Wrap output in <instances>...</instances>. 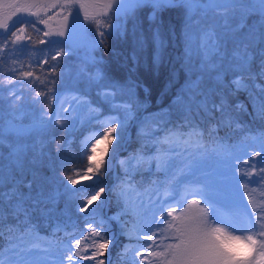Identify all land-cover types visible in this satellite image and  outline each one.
Instances as JSON below:
<instances>
[{"label":"snow or ice","instance_id":"6c2138e0","mask_svg":"<svg viewBox=\"0 0 264 264\" xmlns=\"http://www.w3.org/2000/svg\"><path fill=\"white\" fill-rule=\"evenodd\" d=\"M73 5H78V12L83 10L85 20L96 25L100 37L95 41L96 44H102L106 34L111 36L119 33L122 28L119 21L123 19L131 18L135 28L137 13L145 6L151 7L149 18L153 21H156L159 14L167 8H183L185 12L183 35L188 66L190 68L192 66L193 53H199L204 57L214 53L213 60L219 61V64H212L216 69V87L205 89L199 80H193L188 85L186 94L180 98L184 111L182 125L173 129L163 128L165 133L163 138L152 129L148 132L142 129V138L154 140L160 147L152 157L132 156L129 161H121L125 167V175L117 185L118 197L127 199L128 193L134 191L133 172L150 160L156 161L157 170L170 171L174 166L172 154L183 155L191 147L199 146L205 135L209 139L215 138L218 127L245 131L237 115L238 112L244 111V106L238 103L230 105L229 96L240 91L247 92L249 98L254 101V107L258 105L255 108L256 116L264 120V83H261L264 82V0H104L102 4L97 5H90L85 0H53L45 10L59 7L63 11ZM34 7H38L36 0L31 2L25 0L24 3L20 0H0V29L8 33V38L0 43V59L7 51L9 53L7 60L10 62V75L0 76V89H3L5 84L12 86L8 88V93L13 109L8 113L7 119L0 115V235L7 229L12 238L10 243L13 245L10 248L13 255L7 261L3 253H0V264H49L45 261H29L23 258L25 237L21 233L34 232L33 214L39 212L42 216L50 217L61 200L72 203L79 201L76 203L77 211L88 213V216L83 218L84 228L77 230L79 235L76 231L72 234L66 233L69 236V243L61 250L56 264H82L86 260L94 261L95 264H105L104 259L100 257L104 256L109 245L114 242V237H109L107 221L99 215L101 205L89 211L93 203L100 200L105 188L97 184L90 193L85 191L81 196V189L73 186L94 178L99 180L104 160L97 159V146L105 142L110 145L114 140L123 141L137 104L131 90L125 92L119 85L109 82L99 69L89 76L88 79L101 89L99 95L110 106L113 114L100 120L97 108L92 107L88 101L73 97L77 106L88 105L92 118L99 121L100 129L84 142L88 161L86 167L72 169L71 174L65 172L64 178L59 181L60 186L54 181L48 182L39 172V166L46 155L44 145L49 136H53V142L58 146L64 143L63 139L55 140L54 130L57 126L60 129L70 128L76 109L69 104L55 110L45 106L43 101L38 99L46 97L49 105L57 100V94L50 86L56 82L54 77L57 74V62L67 53L62 47L57 51H50L36 61V67L40 69L41 75H37L33 70L31 53L35 49L31 43L32 36L27 34L29 24L22 19L12 24L10 22L21 14H27L36 16L40 24L48 25L52 17L48 19L41 17L39 11H32ZM90 7H98L101 11L89 12ZM109 13L117 18V24L111 23V17L107 21L99 18ZM250 16H257L259 19L249 24L247 20ZM64 19L67 20V16ZM209 20L213 23L209 24ZM10 26L12 30L9 32ZM30 26L33 30L39 31L35 23ZM103 29L109 31L106 33ZM66 32L65 25L56 30L49 27L42 35L49 38L63 37ZM152 40L156 46L155 59L158 61L165 46L159 26L153 32ZM35 43L59 45L65 42L40 38ZM139 43L143 45L145 42L140 40ZM229 44L230 51L226 48ZM43 65H49L48 69L45 70ZM26 66L28 70H23ZM225 73H231L233 76L228 83L224 81ZM17 81L28 83L35 91L37 98L35 103L39 105V108L29 116L27 123L25 116L28 114L24 111L23 105L18 103L21 99L18 89L22 85L17 84ZM40 86L45 90L36 91L35 89ZM201 120H213L215 123L212 127L203 128ZM160 122V119L155 121L157 125ZM252 139L259 143V149L250 153L247 160L242 161L249 170H241V177H247L249 183L253 182V177H258L255 183L259 184L264 182V166L257 168L255 159L264 160V133ZM29 175L31 179L27 178ZM174 179L173 175L172 179L159 184L158 206L153 211V222L157 224L160 232L161 242L157 247L163 250L156 251L152 248L156 245L154 237L157 236V232L138 237L151 242L144 246L149 256L157 258L158 264H264V211L256 215L255 219H249L246 228L240 229L244 235H234L220 226V223H211L208 209L200 207L202 199L205 204L215 208L216 200L213 193L217 181L208 177L206 181L194 182L184 189L182 200L169 202L166 198L169 192L175 189ZM244 187L247 189L248 183H245ZM25 188L27 192L23 191ZM195 196L201 199L191 198ZM249 203H253L251 197ZM177 204L181 207L186 204L187 207L177 213ZM143 210L141 206V211ZM252 211H256L255 204ZM9 217L16 223H8ZM165 224L167 227H162ZM57 230H62L60 224H57ZM169 239L175 242L165 243ZM237 243L243 244L248 251L237 248ZM34 246L37 245L34 243ZM249 252L253 253L250 258ZM50 254L45 252L46 256ZM134 254L143 261H148L143 251L134 250ZM134 264H140V261H134ZM148 264L151 262L148 261Z\"/></svg>","mask_w":264,"mask_h":264},{"label":"trees","instance_id":"16d2710c","mask_svg":"<svg viewBox=\"0 0 264 264\" xmlns=\"http://www.w3.org/2000/svg\"><path fill=\"white\" fill-rule=\"evenodd\" d=\"M152 12L151 7L145 6L137 13L138 20L136 21L135 28L131 18L125 19L124 28L119 33H114L111 36L103 38L101 55L103 62L99 64L101 67L92 66L91 63H86L78 51L68 43H61L59 45L53 44H38L35 43L38 39L43 37L45 29L41 26L38 18L30 19L25 22L29 24L28 35L32 36V47L35 49L31 53V60L33 62V70L37 75H41L40 69L36 67V61L48 54L50 51H57L59 48H63L67 55L60 57L57 62V74L54 77L55 85L50 87L61 88L69 78H75L76 76L87 75L92 76L97 69H99L107 80L117 85H131L133 86V97L136 101L138 113L141 111V116L131 124L129 122L128 129L130 131L129 146L132 152L141 151L147 149V141H143L141 131L143 127V121L141 120L145 115H151L158 113L164 108H172L175 120L172 122L181 121V125L184 123V111L180 102V98L186 94L188 85L193 80H199L201 86L205 89H212L216 87L215 76L216 69L212 67L213 63L219 64L218 60H213V54H209L207 57L202 56L199 53H193L191 59V68L188 66V58L185 52L184 42V27H185V12L183 8H167L163 10L156 21L151 20L150 14ZM259 18L257 16L248 17L247 22L249 24L255 23ZM162 22V23H161ZM36 24V29L33 30L31 24ZM213 21L209 20V24ZM159 26L162 32V38L164 39L165 46L162 49L160 59H155L156 46L153 43L152 35L156 27ZM87 32H90L86 29ZM91 33V32H90ZM8 38V33L0 34V43ZM140 40H144V44L139 43ZM19 47V46H18ZM226 48L230 51L231 45H226ZM109 49V50H108ZM99 50V49H98ZM107 50V51H106ZM114 50V54L112 52ZM8 52L3 54V58L0 59V76L8 77L9 64L7 60ZM50 63H52L50 61ZM49 65H43V68L47 70ZM254 69L256 65L253 66ZM23 70H28L27 66ZM83 74H81V71ZM130 75L133 80H127L126 77ZM43 78V77H42ZM231 73L224 74V81L226 83L232 80ZM84 80V79H82ZM135 80V82H134ZM85 81V80H84ZM140 82L147 86V89L141 86ZM260 82V81H258ZM264 83V82H261ZM7 84L3 89H0V115L6 119L8 113L12 110L4 100V95L7 94ZM97 86V85H96ZM95 86V87H96ZM36 91L45 90L43 86L37 87ZM6 92V93H5ZM94 94L97 92L94 91ZM47 103V101H44ZM230 105L241 104L244 106V111L238 112V120L241 126L246 129L245 131L234 130L231 128L218 127L216 137L209 139L207 135L202 140L205 146H208L216 141H221L226 144H230L235 141L249 140L252 137H257L260 133H264V120L256 116L254 101L249 98V95L245 91H240L228 97ZM7 113V114H6ZM203 128L212 127L215 121H200ZM68 132V129H60L58 126L54 130L55 140L59 138L63 133ZM112 142L113 149L119 144ZM73 147L62 149L57 143L53 142V137L49 139L44 145V151L46 153L42 164L39 166V172L43 177L47 178L48 182H55L57 186L59 181L64 178L65 172L71 174L72 169H84L88 164L85 150L82 151L77 145V141L72 142ZM114 152V151H113ZM112 153L110 158H105L104 166L102 167V174L99 180L93 179L92 183H84L73 186L76 189H81L80 195L83 196L84 192H91L97 184L102 187H108L112 189L109 191L108 200L103 198L101 201V209L99 215L107 221V226L110 229L108 232L109 237H115L114 242L109 247L108 251L101 259H104L105 264L108 259V264H133L137 260L138 256L134 254V250H141L148 244L146 240L128 238L123 233H118V227L116 221L112 217H119L123 220L124 224L132 227L136 233L141 236L147 235L149 232V209L148 205H144L137 197H131L128 193L127 199L117 196L119 189L117 185L120 179L124 178L125 167L122 164H117L116 172L113 174V167L111 164ZM134 182L136 187L145 190L151 186L154 182L162 180L165 176L164 173L158 171L149 172L147 166H142L138 170L133 172ZM31 179L29 175L27 177ZM62 190V189H61ZM98 190V189H97ZM27 192V189H23ZM35 191V189H34ZM79 203V201H76ZM76 203L71 201L61 200L57 205L56 211L50 216H42L39 212L34 213V219L32 223L35 225V230H50L51 221L54 217L64 218V230L58 231L57 239H69L66 235L72 234L76 231L79 235L78 229L84 228V217L88 216V213L78 212L76 209ZM98 201H95L89 211L95 208ZM143 206V211H141ZM106 208V212L105 211ZM8 223L15 224L16 221L9 217ZM27 233H21L26 235ZM12 238L9 236L7 229L0 235V250H3ZM127 249V251H125ZM109 254V255H108Z\"/></svg>","mask_w":264,"mask_h":264},{"label":"rangeland","instance_id":"374dc122","mask_svg":"<svg viewBox=\"0 0 264 264\" xmlns=\"http://www.w3.org/2000/svg\"><path fill=\"white\" fill-rule=\"evenodd\" d=\"M20 2L24 3L25 1L20 0ZM52 2L53 1L47 3L46 6ZM85 2L90 5H97L89 0H85ZM37 5L39 7L40 3H37ZM46 6L44 7L40 16L45 19H48V17L52 18L49 19L48 25L41 24L45 31H48L49 27H51L53 30H56L66 25L68 33V35L66 34L63 37L53 36L51 38H47L68 42L75 51H78V55H80L86 63H91L92 66L100 68L101 65L99 63L103 62V57L101 55L102 46L101 44L95 43V41H98L100 37L97 34L96 25L91 21L84 19L83 10L78 12V5H73L71 7H66L63 11H61L59 7L51 8L46 11ZM38 7H34L32 11ZM94 11H101V9L98 7L89 8V12ZM69 12H71L70 15L68 14ZM65 16H67V20L64 19ZM110 17L112 24L115 25L118 23L117 18L111 16V13H109L107 16L102 15L99 18L107 21ZM119 23L122 24V30L124 28L125 19L119 21ZM86 29L91 32V35L88 34ZM103 30L106 33L109 31L108 29ZM4 33L5 31L0 29V34ZM112 52L114 54V50H112ZM89 76L90 74L88 73V76L82 75L71 79L69 78L65 81L63 87H53V91L57 94V100L53 101L50 105L46 97L38 98L43 101L45 106L51 107L55 110H60L62 106H67L69 104H72L76 109L73 112V120L71 121L72 126L68 128V132L63 133L59 136V138L56 139L57 141L63 139L64 143L59 145L62 149L73 147L72 142L76 140L80 150H85V140L89 137H92L93 134L100 129L99 121L92 118L88 105L80 104L77 106L73 97H79L83 101H88L92 107L97 108L100 113V120H103L105 117L113 114L110 110V106L105 103L102 96L99 95L101 89L98 86L95 87L97 84L89 80ZM126 79L133 80L130 75H128ZM17 84L22 85L18 89V91L21 93V99L18 101V103L23 105L24 111L28 114L25 116V123H27L29 121V116L39 108V105L35 103L37 99L35 97V91L29 87L26 81H17ZM140 84L142 87L146 86L142 82H140ZM119 86L124 89L125 92L131 90L133 93V86L125 84ZM10 87L12 86H7V94L4 95V100L8 104L9 108L13 111L10 106L11 98L9 97L8 93V88ZM95 90L97 91V94L92 93ZM45 100L47 103L44 102ZM138 116V111L135 109L134 117L131 121L138 118ZM7 118L8 116L6 119ZM142 119L144 120L142 127L143 131L148 132L149 129H152L160 138H163L165 135L164 131L162 130L163 128L173 129L181 125L180 120H177L176 123L172 122V120H175V115L173 114V110L170 107L164 108L156 114L145 115L142 117ZM157 119H160L161 121L159 125L155 123ZM51 137L53 136H49L47 141L51 139ZM143 140L149 143V149L132 152V149L129 146L130 135L129 131L127 130L123 141L114 140L115 144H119L117 147H115V149L112 148L111 144L109 145L106 142L98 145L97 159L110 158L112 153L113 158L111 164H120L121 161H129L132 156H143L145 158L154 156L156 154L157 148L160 147V145H157L154 140L145 138H143ZM258 149L259 143L255 142L253 139L235 141L230 144H223L221 141H217L216 143L208 145L207 147H204L203 144L201 147L200 145L193 146L188 152L183 153V155L177 156L172 154L174 166L170 171L166 169L157 170L155 160H150L143 166H147L149 172L159 171L161 173H165V176L169 180L172 179L173 175L175 176V179L173 180L175 189L170 191L168 197L166 198L169 202L182 200L184 198V189L194 182L206 181V178L208 177H211L214 181H217V187L213 193L216 200L215 208L205 204L199 196L191 198L201 199L200 207L208 209V218L211 223H220V226L225 227L234 235H244L245 233L240 231V229L246 228L249 219H255L256 215H258L261 211H264V182L257 184L255 181L258 179V177H253V182L249 183L247 177H241V170H249L248 166L244 165L242 161L247 160L249 158V154ZM255 165L257 168L264 166V160L256 158ZM93 181V179L86 180L84 183H92ZM163 181L166 180L164 179L160 182L153 183L151 187L143 192H141L137 187H135V184H133L132 187L134 188V191L129 192L131 197H138L141 202L152 207V212L149 218L148 234H151V232H157V236L154 237V239H156V245L152 246L153 250L156 251H162L163 249L157 247L161 241L158 226L153 222V211L155 210V207L158 206V197L160 196L157 188ZM245 183H248L247 189L244 187ZM104 188L105 192L101 195L97 205H100L103 198L109 194V189L111 187L109 188L104 186ZM249 197H251L253 203H249ZM253 204H255V212L252 211ZM184 207H187V205L185 204L183 207H181L179 204H177V213L182 212ZM216 217L219 219L217 220ZM115 221L116 225L119 227L120 218L118 217L115 219ZM64 222V218L54 217L51 221L50 232L38 230L27 234L23 241V258L29 261H45L49 262V264H56L57 260L60 258L61 250L67 247L69 243V240L58 243V240L56 239V231H59L57 230V224H60V227L63 230ZM162 227L166 228L167 225H162ZM120 231V233L125 234L128 238L137 237L130 226H127L124 230L121 229ZM173 242L175 241L171 239L165 241V243ZM34 243L37 246H34ZM150 243L151 242L148 241V244ZM12 247L13 245L9 243V247L1 251L5 261H7L9 257L13 255V253L10 252V248ZM236 247L240 248L242 251H248L247 248L241 243H237ZM29 250L31 254H29ZM140 251L144 252V256L148 257V261H150L151 264H158V259L149 256L148 252L145 251L144 248ZM45 252H49L51 254L46 256ZM252 255L253 253H248L249 258ZM19 258L20 257H17V259ZM136 261H140V264H148V261H143L139 256ZM89 264H95V262L90 260Z\"/></svg>","mask_w":264,"mask_h":264},{"label":"water","instance_id":"95a60500","mask_svg":"<svg viewBox=\"0 0 264 264\" xmlns=\"http://www.w3.org/2000/svg\"><path fill=\"white\" fill-rule=\"evenodd\" d=\"M38 1H41V5H40L39 9L36 10V11L40 12L42 10V8L46 5V3H48L51 0H36V2H38ZM91 1H93L95 3H98V4H102L104 2V0H91ZM29 2H31V0ZM29 17H32V16H30V15H26V16H23V17L18 16V17L13 18L12 22H16L17 20H21V19L22 20L28 19ZM12 22H10V24ZM120 225H119V229L121 230V229H123V226H124V222L122 220H120Z\"/></svg>","mask_w":264,"mask_h":264},{"label":"bare ground","instance_id":"6f19581e","mask_svg":"<svg viewBox=\"0 0 264 264\" xmlns=\"http://www.w3.org/2000/svg\"><path fill=\"white\" fill-rule=\"evenodd\" d=\"M123 228H125V227H123ZM132 234V233H131Z\"/></svg>","mask_w":264,"mask_h":264}]
</instances>
